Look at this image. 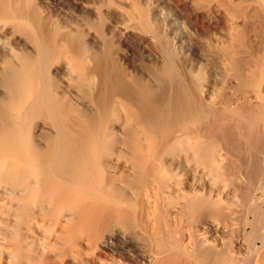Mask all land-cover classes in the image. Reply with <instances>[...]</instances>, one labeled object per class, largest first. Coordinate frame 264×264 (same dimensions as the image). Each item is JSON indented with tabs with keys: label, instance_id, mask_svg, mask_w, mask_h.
<instances>
[{
	"label": "bare ground",
	"instance_id": "6f19581e",
	"mask_svg": "<svg viewBox=\"0 0 264 264\" xmlns=\"http://www.w3.org/2000/svg\"><path fill=\"white\" fill-rule=\"evenodd\" d=\"M0 264H264V0H0Z\"/></svg>",
	"mask_w": 264,
	"mask_h": 264
},
{
	"label": "rangeland",
	"instance_id": "374dc122",
	"mask_svg": "<svg viewBox=\"0 0 264 264\" xmlns=\"http://www.w3.org/2000/svg\"><path fill=\"white\" fill-rule=\"evenodd\" d=\"M137 2L140 0H136ZM163 11H169L167 7H162ZM42 14V15H40ZM37 16V14H36ZM38 19L41 21V24L44 27V30H46V35L57 38H62L65 35H67L65 32H67L65 29H58L57 28V21L54 18L46 16V14H43V12L38 11ZM155 29H149L151 33L155 34L157 37L161 39L162 42H168L170 41L169 33L167 29H163L160 25H154ZM98 31L99 35L101 36V39L104 43L106 53H100L99 50L96 48V46L91 42L89 39H84L85 37H74L73 38V44L76 46L77 51L80 53V55L87 58H97L101 57L99 60L101 63H103V69L105 71L114 72V74H117L119 76H125L127 74L126 67L123 65V62L121 59V53H125L129 56L131 60H135L139 63H141L144 67L150 68L151 64L148 63L147 60H145V54L148 50V47L145 43H141L136 39L132 38H123L119 36L117 33H115L112 29L109 28V20H106L102 22V26L99 29H95ZM179 32V31H177ZM54 33L56 35H54ZM52 34V35H50ZM59 34V36H58ZM61 35V37H60ZM186 51L188 48L185 47ZM52 55V56H51ZM48 57V67L53 64L54 62L57 64L58 57L57 55L51 54ZM97 56V57H96ZM55 57V58H54ZM57 57V58H56ZM57 59V60H56ZM56 60V61H53ZM52 65V66H53ZM48 68V75L47 80L48 85L50 83L51 87L53 86L57 87V79L54 77H51L52 70ZM104 72V71H103ZM51 73V74H50ZM49 76V77H48ZM46 84V85H47ZM54 89V88H53Z\"/></svg>",
	"mask_w": 264,
	"mask_h": 264
}]
</instances>
